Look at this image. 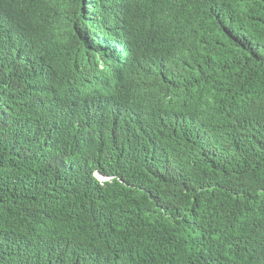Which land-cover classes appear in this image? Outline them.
Instances as JSON below:
<instances>
[{"label":"trees","instance_id":"16d2710c","mask_svg":"<svg viewBox=\"0 0 264 264\" xmlns=\"http://www.w3.org/2000/svg\"><path fill=\"white\" fill-rule=\"evenodd\" d=\"M28 1L0 4V264H264V0H39L15 28Z\"/></svg>","mask_w":264,"mask_h":264},{"label":"clouds","instance_id":"9594fccd","mask_svg":"<svg viewBox=\"0 0 264 264\" xmlns=\"http://www.w3.org/2000/svg\"><path fill=\"white\" fill-rule=\"evenodd\" d=\"M24 1H28V0H24ZM0 4L5 5L6 4L5 0H0ZM18 4L16 2H13L11 4V7H13L14 11L9 15L10 23L12 26H15V28L20 27L25 20H36L42 17L43 14L42 8L44 2H40L39 0H29L26 4H22V6ZM94 54L96 53L92 51V53L88 55L90 56ZM144 76H145V69L142 66H136L131 68L129 67V71L127 72V87L134 86V84H136L135 82L136 79H143ZM87 77L94 78L95 76H90L87 74ZM95 175L101 180L107 179L98 172H96Z\"/></svg>","mask_w":264,"mask_h":264}]
</instances>
